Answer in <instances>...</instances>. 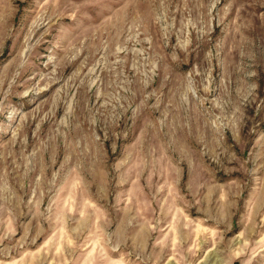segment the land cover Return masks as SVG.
<instances>
[{"label":"rangeland","instance_id":"rangeland-1","mask_svg":"<svg viewBox=\"0 0 264 264\" xmlns=\"http://www.w3.org/2000/svg\"><path fill=\"white\" fill-rule=\"evenodd\" d=\"M0 264H264V0H0Z\"/></svg>","mask_w":264,"mask_h":264}]
</instances>
